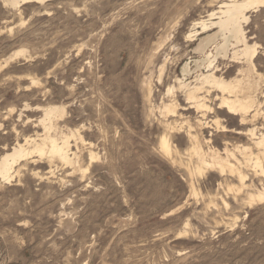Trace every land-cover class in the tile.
<instances>
[{"label": "rangeland", "instance_id": "rangeland-1", "mask_svg": "<svg viewBox=\"0 0 264 264\" xmlns=\"http://www.w3.org/2000/svg\"><path fill=\"white\" fill-rule=\"evenodd\" d=\"M4 1L0 157L41 142L50 106L65 109L50 134L70 156L35 154L0 177V264H264V200H250L264 194V9L244 25L258 55L253 88L239 95L255 106L234 116L219 109L217 89L202 91L206 112L180 86L248 69L234 46L211 69L215 45L196 51L218 30L196 24L230 0ZM196 148L229 166L202 167Z\"/></svg>", "mask_w": 264, "mask_h": 264}, {"label": "bare ground", "instance_id": "bare-ground-1", "mask_svg": "<svg viewBox=\"0 0 264 264\" xmlns=\"http://www.w3.org/2000/svg\"><path fill=\"white\" fill-rule=\"evenodd\" d=\"M47 1H51V0H5L4 2L6 3L5 5L9 4L12 6V8L13 7L19 8L20 6L27 4V3H31V2L45 3ZM218 9H219V11L217 10V12H214L211 15H209L210 16L209 19L211 21V22L209 21L210 24H208V21H201V22L198 21L199 23L196 22L197 23L196 26L200 25L204 32L207 31L208 29L212 28V27L218 29L217 32H215L214 34L207 36L203 40H200V42H199L200 44H199L196 51L200 54H206L208 48L211 45H215L217 55L215 57H213V55L211 53L208 57L205 55L207 57V61L209 62V63L207 62L209 64L208 69H211L218 56H223L224 58L227 57V53H228V50H229L230 45H231V47L234 46V48H235L234 53H233V59L235 61H239V60H242V58H243L248 63L249 67L246 71L243 70L244 75L242 76L241 79L236 78L234 81L228 82V81L224 80L223 78H221L220 76L217 77L215 72H211L212 70L211 71L208 70L207 74L202 73V72H201V75L199 74L198 83L196 82L197 84L195 86L192 87L191 86L192 84H185L183 81H181V79H180V86L182 88H185V87L187 88V90H186L187 99L191 104H193L195 106V107H193V109L196 108L197 110L206 111L209 108H212V107H209L207 105L206 96L201 95L203 93L202 91H204L207 86H210L212 88L217 89L218 91H220L222 93L223 97L221 99L219 109H225V110H227V112L229 114L234 115V116H237L240 113H242V115H243V113L247 114L253 110V108L255 106V101L253 100L252 97H250L248 95H244L241 97L239 94L245 93L247 90H251L253 88V84L250 83L251 81H249V79H250L249 77H251L250 73L255 66L254 60L256 59L258 52H257V44L253 45V46L248 44L244 25L248 24V22L250 20V17L248 16L249 12H251L252 10H256L254 12H257V11H262L261 9H264V0H241V1L230 0L227 2H223ZM216 16H218V17H216ZM214 17H216V18H214ZM212 20H216V21H212ZM196 34H190L189 37L193 38L196 36ZM218 41H222V42L220 44L216 45ZM232 42H234L233 45H232ZM239 47H241V49ZM214 51H215V49H214ZM25 52H26V50L25 51L21 50V51L16 52L5 63L8 64L11 61H14V60L16 61L17 58H20V57L23 58L24 56H27V55H25ZM197 69H199V67ZM182 73H184L185 76H187L188 74L191 73L188 65H186L184 67V70ZM197 76H198V74H197ZM183 78H185V77H183ZM251 80H253V79H251ZM177 81H179V80H177ZM167 102H165V103H167ZM171 107L172 106H168L167 108L170 109ZM213 110H212V112H213ZM175 111L176 110H174L173 112H175ZM206 112H208V111H206ZM64 114H65V109L62 107H58V106L47 107L44 110V118L42 120V125H43L44 130H45V136L43 137L41 142L37 143L36 141H33V139L32 140L29 139L26 141V143H25L26 145H22V143H21V144H18L16 147L13 146L14 147V148L12 147L13 150L5 153L4 155H2L0 157V177H2L4 179V181L10 180L12 178V175L14 173L13 172L14 167L19 161L31 158L35 154L40 156V157H46V156L47 157L48 156L58 157L65 162L69 161L70 155H68V152H69L68 141L64 142L63 144H60L58 142V140L55 137H53L54 135L50 134L51 131L53 129H55L54 120L59 118V117H62ZM176 116H178V115H176ZM168 117H170V116L168 115ZM205 117H204V119H205ZM18 119H19V117H18ZM30 122H32V121H30ZM192 128H194V127H192ZM193 131H195V130H193ZM193 131H192V133H193ZM184 134H186V133H184ZM253 140H254V138H253ZM27 145H30V146L27 147ZM161 145L165 151L169 152L170 146H169V142L166 138L162 139ZM257 145L264 147V137L259 139V141L257 142ZM70 148H71V145H70ZM227 150H228V148H227ZM194 151H195V154L198 156L200 164L202 165V167H209V168L210 167H218L221 170H223L225 167L229 166L228 160L225 159L224 157H223L224 158L223 159L221 157V155L218 154L219 152L213 153L211 155V160L208 161L207 159L209 156L206 158L204 153L201 151V149L196 148ZM229 151L225 150L224 152H226L228 154ZM243 153H245V152H243ZM192 155H194V154H192ZM232 156H234V155H232ZM209 159H210V157H209ZM19 163H21V162H19ZM230 163H232V162H230ZM66 164H69V163H66ZM234 166H236V165H234ZM256 166L261 167V163L257 162ZM248 198H249V196H248ZM250 200L252 202H254L256 200H260V201L264 200V194L250 195Z\"/></svg>", "mask_w": 264, "mask_h": 264}]
</instances>
